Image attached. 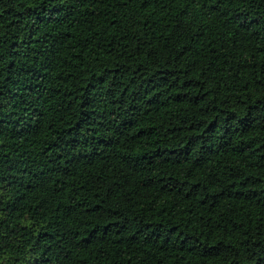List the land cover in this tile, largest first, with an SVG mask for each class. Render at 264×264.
<instances>
[{"label":"trees","instance_id":"trees-1","mask_svg":"<svg viewBox=\"0 0 264 264\" xmlns=\"http://www.w3.org/2000/svg\"><path fill=\"white\" fill-rule=\"evenodd\" d=\"M0 264H264V0H0Z\"/></svg>","mask_w":264,"mask_h":264}]
</instances>
